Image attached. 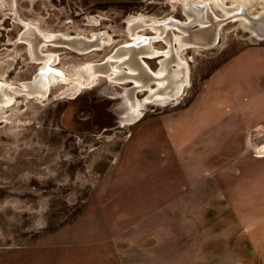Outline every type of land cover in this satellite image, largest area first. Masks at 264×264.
Here are the masks:
<instances>
[{
    "label": "rangeland",
    "instance_id": "374dc122",
    "mask_svg": "<svg viewBox=\"0 0 264 264\" xmlns=\"http://www.w3.org/2000/svg\"><path fill=\"white\" fill-rule=\"evenodd\" d=\"M185 1L0 0L10 100L0 103V264H253L264 230V41L234 19L210 49L176 46L181 93L140 107L139 92L133 123L120 106L130 84L103 75L85 86L81 72L129 43L134 22L165 51L151 25L184 22ZM206 3L220 19L235 6L264 10V0ZM28 27L74 43L39 45L62 75L44 97L20 90L44 64L31 55ZM83 41L90 49L77 51ZM157 60L145 62L156 71Z\"/></svg>",
    "mask_w": 264,
    "mask_h": 264
},
{
    "label": "water",
    "instance_id": "95a60500",
    "mask_svg": "<svg viewBox=\"0 0 264 264\" xmlns=\"http://www.w3.org/2000/svg\"><path fill=\"white\" fill-rule=\"evenodd\" d=\"M203 2L206 3V0L185 1L182 7L183 13L186 17V20L184 22L169 19L167 21L161 22L160 25L157 26V28L159 27V30H163V28H161L163 25H165L163 27L167 26L166 28H164L165 31L164 33L162 32V34L163 38L168 41L167 43L169 44V50L172 56L175 55L174 45H177L176 41H174L175 37H173V34L171 32L172 28H176L180 32V35H178V37L180 38L182 45H184L182 47V50L191 47H196L199 49L212 48L218 41V31L220 27L224 23L230 22L234 19L241 20V27L247 32V34L250 35V38L256 41H264V10L258 12L257 14L250 15L244 12L241 6H235L230 8L229 10H225L230 13L234 9H239L238 12L232 13L230 16L220 19L214 16V14L208 8L207 3L205 4ZM197 10L202 13L201 16H199ZM135 28L136 27H133L131 29V34L133 35V38L136 37L134 32ZM144 39L146 41H137L133 43L134 39L132 40L131 38V41L129 43H126L116 48L110 56L104 59V61L96 64H91V73L93 75H90H95V78L106 75L107 77H111L109 80L113 83H119L120 85L130 84V86L125 89L123 95L124 101H121L120 104L121 108H124V110H126L127 115L129 114L128 104L130 103V105H134L136 101H138L136 95L139 92L145 93L143 100L148 99L150 101H154L157 96L163 93H167V87H169L170 83V72L171 69L176 66L175 64L172 65V61L174 58L167 59L165 58L162 52L153 48L151 43L152 40L155 38L145 37ZM51 42L52 41H40V43L44 45ZM60 42L66 44L68 47H71L73 50L75 49L74 43H70L66 39H61ZM94 44L98 45V43ZM90 46L91 44L89 41H83V43L77 47L80 48L79 50L77 49V51L84 52L87 49H90ZM143 46H146L147 48H144ZM38 51L35 50L36 54H38L39 57H42L43 55H40ZM124 55H126L127 57L125 59H121V57ZM111 57L112 60H109ZM118 57H120L121 59L120 63H118ZM149 59H158V68L156 71H152L146 64L145 61ZM111 61H114V65L118 64L117 68L120 69V74L117 76H113L112 74L113 71L111 70ZM161 66L165 67L164 76H160V72L162 71L161 69H163V67L161 68ZM85 69L86 67L82 68L81 72L85 73ZM128 69H131L130 71L132 72L128 71ZM40 75H42V72H39L35 82H33V85L37 83ZM136 82H139L140 84L137 85ZM159 82H165V85L160 86ZM92 84L93 82L90 81L88 82V84H85V86H90ZM41 93L42 95H46V92L43 90ZM121 108L119 107L118 112ZM123 119L128 121H130L131 119L132 123L138 120V118H136V116L134 115L132 116V118L129 117V119Z\"/></svg>",
    "mask_w": 264,
    "mask_h": 264
},
{
    "label": "bare ground",
    "instance_id": "6f19581e",
    "mask_svg": "<svg viewBox=\"0 0 264 264\" xmlns=\"http://www.w3.org/2000/svg\"><path fill=\"white\" fill-rule=\"evenodd\" d=\"M191 1V0H190ZM198 1H203V0H198ZM213 1H216V0H213ZM203 3H205V2H203ZM184 4V3H183ZM206 4V3H205ZM242 4V3H241ZM222 5V4H221ZM198 11V10H197ZM198 14H199V16H201L202 15V13L200 12V11H198ZM232 14V13H231ZM229 12H227V11H225V15H226V17L227 16H230L231 15ZM135 23V22H134ZM136 23H138V22H136ZM155 23V22H154ZM142 24H139L138 25V27H140ZM160 25V23H157V24H152L151 25V27H152V29L153 30H155L157 33H164V28H166V27H163V26H165V25H163L161 28H163V30L162 29H158L157 28V26H159ZM26 26V25H25ZM131 29L132 28H129V34H131ZM25 33H26V36H27V39H25V40H27L28 42H29V46H30V49L32 48V51L34 50V55L32 54V51H31V55L32 56H34V59L35 58H37V57H39V55L38 54H36V52H35V50H37L38 51V48H39V45H41V43H40V41H53L54 39H56V37L55 36H51V35H47V36H43L42 34H40V33H37L33 28H31V27H28L27 29H26V31H25ZM136 35V34H135ZM25 36V37H26ZM24 37V38H25ZM24 38H23V40H24ZM131 38L132 39H134L133 40V43L134 42H140V41H146L144 38V36H137L136 35V37L135 38H133V35L131 34ZM197 40H200V39H197ZM174 41H176V43H177V47L178 48H182L184 45H182V43L180 42V39H179V37L177 38H175V40ZM167 43V42H166ZM82 44V43H81ZM167 46H168V48H167V50H165L166 52H165V55L166 56H168L169 55V45H168V43H167ZM144 48H147L146 46H143ZM174 51H175V56H177L178 58H180L179 57V55H178V52L176 51V47H174ZM86 52V51H85ZM127 56L126 55H124V56H122L121 57V59H125ZM39 59H41V60H44L43 62H44V64H43V67L41 68V71L42 70H46L48 67H49V65H48V63L49 62H53V59L51 58V57H46V58H44V56H42V57H40ZM111 60H112V57L110 58ZM109 59V60H110ZM121 59H120V57H118V63H120L121 62ZM181 64H183L184 65V63H181V60L179 59V64H178V67H180L181 66ZM118 65V64H117ZM117 65H115V66H112L111 65V70L113 71V76H117V75H119L120 74V69H118L117 68ZM92 65H88L87 67H86V69H85V75H86V77L88 78V81L86 82V83H88V82H90V81H94L96 78L94 77V76H92L93 74L91 73V71H92ZM163 67V69H161L162 71L160 72V76H163L164 74H165V67L164 66H161V68ZM131 69H128V71H130ZM40 71V72H41ZM130 72H132V71H130ZM52 75H51V82L52 81H54V79L55 78H60L61 77V74L58 72V71H52ZM55 74V75H54ZM56 74H59L60 76H58V77H56L57 75ZM90 74H92V75H90ZM110 77V76H109ZM45 78V77H44ZM111 78V77H110ZM64 79V78H63ZM84 81H85V79H84ZM80 82V81H79ZM50 81H46V80H43L40 76H39V79H38V81H37V83L35 84V85H33V83L31 84V83H28V85H23L22 87H21V91H23V92H27V94H32V93H34L35 95L36 94H39V95H36V96H40V97H44V96H46V95H42V90L43 91H45L46 92V94H47V90L49 89V86H50ZM80 84H82V83H79V85ZM162 84H165V82H159V85H162ZM183 85V84H182ZM182 87L183 86H181L180 87V89L178 90V92L177 93H174L173 95H159V96H157L156 97V99L154 100V101H151V102H157V101H159V102H161V103H167V102H169V101H171V100H173V98L174 99H176L175 97H177L181 92H180V90L182 89ZM33 94V95H34ZM5 98V101L4 102H1V103H3V104H6V103H8L9 102V100H8V98H6V97H4ZM171 99V100H170ZM8 101V102H7ZM147 101H148V99H147ZM150 101V100H149ZM142 102H145L146 103V101L145 100H143ZM128 106H129V108H128V111H129V117H131L132 118V116L134 115V116H136L137 117V115H136V113H137V109H138V105H137V103H135L134 105H130V103L128 104ZM139 106L141 107V106H143V105H140L139 104ZM128 117V115H127V119L129 118ZM140 118V117H139ZM130 121H131V119H130Z\"/></svg>",
    "mask_w": 264,
    "mask_h": 264
},
{
    "label": "flooded vegetation",
    "instance_id": "af4514ba",
    "mask_svg": "<svg viewBox=\"0 0 264 264\" xmlns=\"http://www.w3.org/2000/svg\"><path fill=\"white\" fill-rule=\"evenodd\" d=\"M136 24H139V23H133L132 24V26L130 27V28H133V27H138V25H136ZM59 36V35H58ZM58 36H56V39H54L51 43H54L55 42V40L56 41H58V42H60V40L61 39H65V38H61V37H58ZM141 36V35H140ZM159 38H161V39H163L164 40V38H163V34L162 33H158V35H157ZM71 38H74V37H71ZM177 38H178V36H177ZM66 39H68V38H66ZM70 39V38H69ZM180 39V38H179ZM133 40V39H132ZM164 42L166 43V42H168L167 40H164ZM180 42H181V40H180ZM51 43H48V44H46V45H50ZM182 43V42H181ZM169 45V44H168ZM177 45L175 44L174 45V47H176ZM40 48V47H39ZM191 48H195V49H199V48H196V47H191ZM149 49V48H148ZM170 49V48H169ZM185 49H190V48H185ZM73 50V49H72ZM167 50V49H166ZM168 51V50H167ZM165 52L166 51H162V53L164 54V56H165V58H167V59H173V64H175L176 66L175 67H173V69H171V72H170V80H169V87H167V90H168V92L167 93H163L162 95H173L174 93H177L178 92V90L180 89V87L182 86V83H184V81H185V78H186V75H185V65H183V64H181V66L180 67H178V64H179V59L180 58H178L177 56H172L170 53H169V55L168 56H166L165 55ZM169 52H170V50H169ZM44 58H46L45 56H44ZM54 58V57H53ZM54 62V61H53ZM181 63H183L182 61H181ZM112 66H115V65H112ZM41 70H39L38 71V73H37V75L39 74V72H40ZM52 71L54 72V71H57V70H50L49 69V67L46 69V70H42L41 72H42V75L43 76H41V78L43 79V80H46L47 82L48 81H50V83L49 84H51V75L53 74L52 73ZM59 72V71H58ZM60 73V72H59ZM180 73V75L178 76V77H176V74H179ZM61 74V73H60ZM37 75H36V77H35V79H34V81L33 82H35V80H36V78H37ZM55 75V74H54ZM58 76H60L59 74H57V76L56 77H58ZM164 76V75H163ZM45 77V78H44ZM61 78H62V75H61ZM33 82H31V83H33ZM136 84L137 85H139L140 83L139 82H136ZM0 103L1 102H4L5 101V96L2 94V91H1V87H3L2 86V83H0ZM165 84H162V85H160V86H164ZM22 86V85H21ZM20 86V87H21ZM50 87V86H49ZM182 91V89L180 90V92ZM47 92H49L48 90H47ZM34 93H32L31 95H33ZM36 95H39V94H36ZM47 95V94H46ZM34 96H35V94H34ZM9 100V99H8ZM10 101V100H9ZM8 102V101H7ZM143 103V106L144 105H146L147 104V102L145 103V102H142ZM7 104V103H6ZM149 104V103H148Z\"/></svg>",
    "mask_w": 264,
    "mask_h": 264
},
{
    "label": "crops",
    "instance_id": "0c3cea01",
    "mask_svg": "<svg viewBox=\"0 0 264 264\" xmlns=\"http://www.w3.org/2000/svg\"><path fill=\"white\" fill-rule=\"evenodd\" d=\"M255 232L258 236L255 237V241L250 247L251 252L248 258L253 264H264V230H256Z\"/></svg>",
    "mask_w": 264,
    "mask_h": 264
},
{
    "label": "trees",
    "instance_id": "16d2710c",
    "mask_svg": "<svg viewBox=\"0 0 264 264\" xmlns=\"http://www.w3.org/2000/svg\"><path fill=\"white\" fill-rule=\"evenodd\" d=\"M80 211H81V209L80 210H78L74 215H72L70 218H68L63 224H69L71 221H73L79 214H80ZM47 232H49V233H52V232H55V231H53L51 228L50 229H48V230H46Z\"/></svg>",
    "mask_w": 264,
    "mask_h": 264
}]
</instances>
